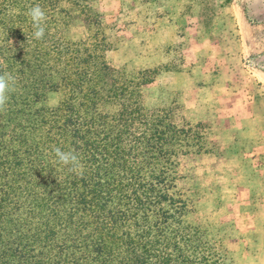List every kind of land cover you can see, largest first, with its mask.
<instances>
[{"label": "trees", "instance_id": "16d2710c", "mask_svg": "<svg viewBox=\"0 0 264 264\" xmlns=\"http://www.w3.org/2000/svg\"><path fill=\"white\" fill-rule=\"evenodd\" d=\"M140 3V30L130 23L135 34L121 53L113 29L91 15L87 0H0V74L16 79L0 110V264H45L54 251L52 264H95L85 226L103 218V205L92 185L101 187L112 218L109 264L141 263L139 219L165 224L174 198L184 208L175 174L180 158L199 154L193 146L205 141L202 124L212 122L207 83L196 69L166 67L174 60L166 45L181 37L173 30L175 10L160 0ZM34 5L47 16L41 40L27 15ZM76 27L86 36L73 35ZM122 67L136 71L132 80ZM154 82L162 107L146 111L141 87ZM54 147L75 150L82 174L59 165ZM99 258L93 261L104 264Z\"/></svg>", "mask_w": 264, "mask_h": 264}, {"label": "rangeland", "instance_id": "374dc122", "mask_svg": "<svg viewBox=\"0 0 264 264\" xmlns=\"http://www.w3.org/2000/svg\"><path fill=\"white\" fill-rule=\"evenodd\" d=\"M87 2L91 15L113 29L116 52H126L135 34L128 26L136 22L140 30L137 20L146 11L140 0ZM160 3L175 10L173 30L181 35L177 44L166 45V50H174L173 64L166 67L196 69L211 82L216 117L202 124L205 141L193 146L199 154L180 158L175 179L187 201L184 208L174 198L166 205L165 224L153 217L139 219L134 234L139 264H264V0H244L241 11L238 0ZM165 32L170 39L172 31ZM71 33L86 36L82 27ZM5 66L0 50V67ZM121 69L128 74L126 80H132L130 74L136 71ZM159 85L141 87L146 111L162 107ZM177 88L167 87L172 92ZM177 125L184 128L180 119ZM92 186L89 192L103 205V218L86 220L88 255L96 264L99 254V261L107 264L106 232L112 218L109 206L102 204L101 187ZM55 258L43 261L52 264Z\"/></svg>", "mask_w": 264, "mask_h": 264}, {"label": "clouds", "instance_id": "9594fccd", "mask_svg": "<svg viewBox=\"0 0 264 264\" xmlns=\"http://www.w3.org/2000/svg\"><path fill=\"white\" fill-rule=\"evenodd\" d=\"M27 15L31 20L33 28L32 36L35 40H41L45 35V23L47 16L45 11L39 6H32ZM16 79L11 73L0 74V110H3L9 100V93L14 90ZM56 162L69 172L82 174L83 166L75 150L62 151L58 147L53 148Z\"/></svg>", "mask_w": 264, "mask_h": 264}, {"label": "crops", "instance_id": "0c3cea01", "mask_svg": "<svg viewBox=\"0 0 264 264\" xmlns=\"http://www.w3.org/2000/svg\"><path fill=\"white\" fill-rule=\"evenodd\" d=\"M244 0H238V3L236 4V6L238 7V9H239V11H241V9H242V7H241V5L243 6L244 5ZM201 74V73H200ZM202 75V74H201ZM202 77H203V79L205 80V77L202 75ZM207 84L205 85V87H204V93H205V95H206V97H207V99H208V102H209V104H210V107H211V109H212V111H211V113H212V115H211V117H210V119L214 122V119H215V117H216V113H215V111L213 110V106H212V104L210 103L211 101H212V87L210 86V84H211V82H210V84L208 83V82H206Z\"/></svg>", "mask_w": 264, "mask_h": 264}]
</instances>
